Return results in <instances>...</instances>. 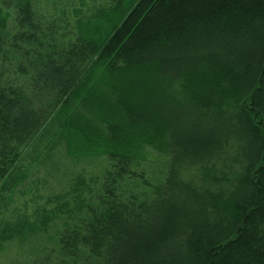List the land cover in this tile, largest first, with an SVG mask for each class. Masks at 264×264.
<instances>
[{
	"label": "trees",
	"instance_id": "16d2710c",
	"mask_svg": "<svg viewBox=\"0 0 264 264\" xmlns=\"http://www.w3.org/2000/svg\"><path fill=\"white\" fill-rule=\"evenodd\" d=\"M56 24L0 0V203L43 141L107 163L90 197L22 222L67 212L33 264H264V0H111L69 39ZM23 226L0 220V247Z\"/></svg>",
	"mask_w": 264,
	"mask_h": 264
},
{
	"label": "rangeland",
	"instance_id": "374dc122",
	"mask_svg": "<svg viewBox=\"0 0 264 264\" xmlns=\"http://www.w3.org/2000/svg\"><path fill=\"white\" fill-rule=\"evenodd\" d=\"M38 13L44 14L51 21L57 22L56 33L67 37L76 34L78 20L86 21L91 18L99 8L108 7L111 0H33ZM8 24L13 28L12 10ZM44 143V144H43ZM36 151L30 149L20 165L27 170L25 181L8 190L5 194L8 205L3 208L0 203V220L22 223L23 221L37 222L36 216L50 213L59 206L68 208L76 202L77 195L88 198L97 189L102 173L106 167L105 156L69 158L65 155L64 147L54 146V140L48 144L43 141ZM48 146V148H46ZM156 164H145L143 168L146 175H157ZM9 198V199H8ZM65 212V211H64ZM56 214V212H53ZM66 213H61L50 222L47 231L32 232L23 226L19 234L27 236L24 242H6L0 247V264H33L37 257L40 260L41 247L46 243L51 245L56 234L62 230ZM30 232V233H29ZM41 245V246H40Z\"/></svg>",
	"mask_w": 264,
	"mask_h": 264
}]
</instances>
